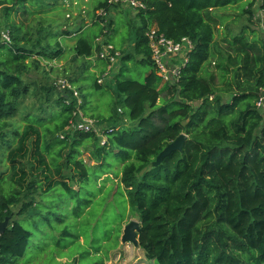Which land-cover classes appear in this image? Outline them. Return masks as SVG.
I'll return each instance as SVG.
<instances>
[{
	"label": "trees",
	"instance_id": "16d2710c",
	"mask_svg": "<svg viewBox=\"0 0 264 264\" xmlns=\"http://www.w3.org/2000/svg\"><path fill=\"white\" fill-rule=\"evenodd\" d=\"M141 1L135 50L152 71L144 81L123 78L132 56L121 52L115 91L128 112L100 135L69 129L77 110L95 120L82 84L92 80L90 63L68 82L78 97L69 89L55 97L54 86H35L31 74L60 70L67 39L76 40L77 63L100 53L97 40L116 32L98 14L110 11L108 0L94 8L100 30L91 34L87 25L68 27L58 2L0 0V30L5 25L12 39L0 45V223L10 220L0 264H107L122 227L94 247L79 227L96 200L112 197L138 217L140 248L154 264H264V116L256 106L264 36L253 11L259 3L264 12V0ZM152 28L192 43L176 84H162L152 61ZM99 59L103 75L109 61ZM93 86L108 85L95 76ZM30 95H41L42 105L17 123ZM182 134V150L155 165Z\"/></svg>",
	"mask_w": 264,
	"mask_h": 264
},
{
	"label": "rangeland",
	"instance_id": "374dc122",
	"mask_svg": "<svg viewBox=\"0 0 264 264\" xmlns=\"http://www.w3.org/2000/svg\"><path fill=\"white\" fill-rule=\"evenodd\" d=\"M43 2H58L57 10L55 11L60 16H63V20L67 23L68 27L72 30H77L79 26L87 25L84 29L85 33L98 32L100 30L99 25H94L93 12L94 8L102 0H39ZM222 9L216 10V14L221 12ZM254 15L256 23H259L262 35L264 36L263 21L264 12L260 8V4L257 3L254 6ZM97 13V12H96ZM134 13V14H133ZM97 15V14H96ZM112 19L114 21V32L113 36L110 38L100 37L99 39L109 40L118 51L122 52L124 55H131L132 59L127 63V69L123 72V78H131L139 81H144L148 73L152 71V66L149 64L142 63L143 56L138 55L135 50V44L138 40V29L141 26L139 20L135 17V11L129 8H118L112 9L108 16V20ZM0 21L4 23V20L0 18ZM84 23V24H83ZM247 18L241 20L240 25H246ZM5 29V25L1 26ZM237 27H234L236 30ZM66 51L64 58L60 62H56V66L61 68L58 71H53L52 74H45L43 72L34 71L31 74V80L34 81V85H39L40 87L49 86L55 87L56 94L62 92L60 86L61 81L69 82L71 79L82 75V65L84 63H90L92 66L88 70L92 80L88 83L82 82L85 85V96L87 100L90 101V108L87 111L90 115H95L96 126L98 127V132L102 133V130L118 124L122 121V112L127 113V109L124 107L121 98L116 95L115 86L116 80L115 76L121 71L123 60L120 58L116 63H114L110 69L109 77L105 80L108 86H105L104 91H96L93 86V81L95 76H98V80L102 79L103 75L100 73L102 66L99 63L98 54L87 60L75 62L74 59V46L76 41L72 39H67L65 41ZM64 69H68L66 73H63ZM48 71V70H47ZM87 74L84 76L87 77ZM32 85L34 88L35 86ZM104 85V84H103ZM41 95L34 96L30 95L26 98L25 105L22 109V113L17 117L16 122L20 123L21 116H23L28 111H37L42 105L40 101L43 100ZM264 113V112H263ZM112 115H116V118L104 123H98V117L108 118ZM264 115V114H263ZM90 117V116H88ZM92 155L91 152L84 154V157L89 159ZM127 205L125 204L123 197H112L110 201L102 203L100 199L96 200L92 205V210L87 214L85 220L80 224L81 234L88 239L89 246L94 247L100 245L101 239L106 233V231L111 232L115 228L122 227V232L124 227L131 221H139L138 217L132 214L130 209H125ZM122 238V237H121ZM121 245V239H120ZM118 248L113 250L110 254V260L107 264H154L149 261L144 250L140 247H136L131 242L124 244L123 248ZM64 258L63 261H66Z\"/></svg>",
	"mask_w": 264,
	"mask_h": 264
},
{
	"label": "built area",
	"instance_id": "2783aa9c",
	"mask_svg": "<svg viewBox=\"0 0 264 264\" xmlns=\"http://www.w3.org/2000/svg\"><path fill=\"white\" fill-rule=\"evenodd\" d=\"M129 8L135 13L145 8L144 3L141 0H108V7L111 11L113 7ZM109 10L101 9L98 14L107 19L110 14ZM146 37L149 42L151 50L152 61L157 69L159 76L162 79V84H176L179 82L182 71L188 62V54L192 48V43L189 39H183L181 42L176 43L161 34L156 28L150 29L146 33ZM97 42L101 46V51L98 56L101 59L109 61V66L106 73L99 79L100 84H104L105 80L109 77V72L114 63L121 57V52L116 50L111 44L105 43L104 39H98ZM11 34L8 30H0V45L11 44ZM61 88L74 91V95L78 97V93L67 82H60ZM256 106L259 110L264 111V88L260 90V95L256 102ZM70 130H80L84 132H98L95 120L85 116L80 110L75 111L73 119L70 122ZM106 140L101 138V145H105Z\"/></svg>",
	"mask_w": 264,
	"mask_h": 264
},
{
	"label": "water",
	"instance_id": "95a60500",
	"mask_svg": "<svg viewBox=\"0 0 264 264\" xmlns=\"http://www.w3.org/2000/svg\"><path fill=\"white\" fill-rule=\"evenodd\" d=\"M185 139L186 136L182 134L173 143H170L158 156L155 165L160 164L163 161V159L170 153L177 150H182V147L185 143ZM9 221L10 220L7 219L5 222L0 223V235H2L5 232L6 228L9 226L10 224ZM140 230H141L140 221H131L130 223H128L123 229L120 248H123L124 244L128 242H131L136 247H140L139 238H138V233L140 232Z\"/></svg>",
	"mask_w": 264,
	"mask_h": 264
},
{
	"label": "crops",
	"instance_id": "0c3cea01",
	"mask_svg": "<svg viewBox=\"0 0 264 264\" xmlns=\"http://www.w3.org/2000/svg\"><path fill=\"white\" fill-rule=\"evenodd\" d=\"M120 9V8H119ZM134 14V13H133ZM135 16H136V13H135ZM74 41H76V40H74Z\"/></svg>",
	"mask_w": 264,
	"mask_h": 264
}]
</instances>
